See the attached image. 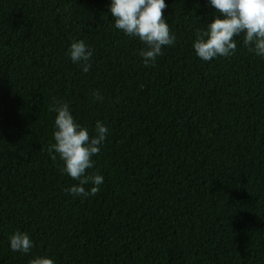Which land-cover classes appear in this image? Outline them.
<instances>
[{
	"label": "trees",
	"instance_id": "trees-1",
	"mask_svg": "<svg viewBox=\"0 0 264 264\" xmlns=\"http://www.w3.org/2000/svg\"><path fill=\"white\" fill-rule=\"evenodd\" d=\"M110 4L0 0V264H264V58L240 36L234 55L201 60L197 30L218 13L165 0L176 42L145 66ZM79 40L87 73L67 54ZM55 102L109 130L96 196L64 191L79 181L48 151ZM16 231L29 254L10 249Z\"/></svg>",
	"mask_w": 264,
	"mask_h": 264
},
{
	"label": "clouds",
	"instance_id": "clouds-1",
	"mask_svg": "<svg viewBox=\"0 0 264 264\" xmlns=\"http://www.w3.org/2000/svg\"><path fill=\"white\" fill-rule=\"evenodd\" d=\"M210 6L218 15L206 29L197 30L193 43L195 54L208 62L218 57H230L237 50L236 37L243 36V44L250 53L264 58V0H210ZM167 8L165 0H111L110 13L116 29L130 37H136L145 48L139 55L145 66H155L165 46H173L176 36L164 18ZM68 56L87 73L91 68L93 50L84 40L74 41L68 48ZM93 97L102 99L99 91H93ZM49 111L57 113L54 120L53 140L48 151L55 161L57 155L63 163L62 172L73 180L79 181L64 189L73 197L96 196L104 177L89 174L95 167L93 157L100 154L108 135V128L101 122L95 124V135L86 127L77 123L68 103L55 102ZM53 150L56 154H52ZM93 185L86 189L85 185ZM9 246L13 252L29 254L33 240L26 232L16 231L9 237ZM29 264H55L53 258L36 257Z\"/></svg>",
	"mask_w": 264,
	"mask_h": 264
}]
</instances>
